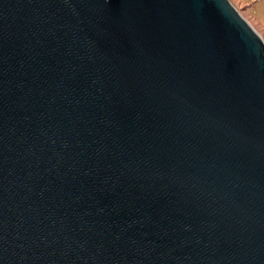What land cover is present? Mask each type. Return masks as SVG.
<instances>
[{
  "label": "water",
  "instance_id": "95a60500",
  "mask_svg": "<svg viewBox=\"0 0 264 264\" xmlns=\"http://www.w3.org/2000/svg\"><path fill=\"white\" fill-rule=\"evenodd\" d=\"M0 264H264V41L229 0H0Z\"/></svg>",
  "mask_w": 264,
  "mask_h": 264
},
{
  "label": "rangeland",
  "instance_id": "374dc122",
  "mask_svg": "<svg viewBox=\"0 0 264 264\" xmlns=\"http://www.w3.org/2000/svg\"><path fill=\"white\" fill-rule=\"evenodd\" d=\"M264 41V0H229Z\"/></svg>",
  "mask_w": 264,
  "mask_h": 264
}]
</instances>
